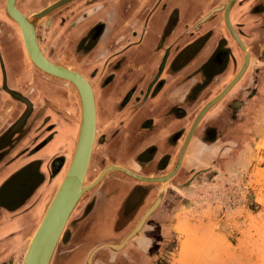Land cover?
Segmentation results:
<instances>
[{"label": "crops", "instance_id": "obj_1", "mask_svg": "<svg viewBox=\"0 0 264 264\" xmlns=\"http://www.w3.org/2000/svg\"><path fill=\"white\" fill-rule=\"evenodd\" d=\"M225 1L91 0L89 6L80 1L78 3L83 6L77 3L66 13L62 11L64 21L58 25H63L59 45L67 39L68 46H73L92 25L102 23L104 26L96 31V35L91 34L89 47L84 45L85 49L77 52L74 58L72 55L65 57L67 59L62 61L65 66H59L71 68L90 82L96 126L103 134L102 142H105L106 152L102 154L111 163L129 170L134 166L145 177H149L163 157H167L168 168L174 165L194 117L210 102L200 103L204 100L203 91H195L202 89L204 79L209 82L215 73L210 67L213 53L221 44L229 43L222 22L220 25L216 23L217 17L221 18L218 15L216 22L200 24L202 28L196 33L189 35L186 32L200 18L207 16L213 9V2L217 7ZM88 10L91 12L87 18L74 22L82 11ZM69 11L78 15L71 18ZM232 11L233 6L229 9V16ZM32 13L35 12L23 14L29 16ZM7 19L14 25L6 14L5 0H0V140L23 111L12 99L11 92L19 93L31 103L30 114L18 133L19 139L16 141V134L11 145L0 148V264H19L27 242L70 162L78 127L75 113L78 105L79 120V102L69 84L60 81L69 90L65 92L56 82L59 80L40 73L30 63L17 26L14 25V30L19 41L6 24ZM229 19L231 23V16ZM210 27L215 29L208 32ZM165 46L174 47L173 50L180 54L172 62L174 52H170L162 69L157 72ZM152 79L154 91L151 95H144L147 83ZM197 98L194 105L193 100ZM196 104H202L201 109ZM208 113L213 115L214 111ZM222 122L220 118L211 120L209 124L213 123L221 133ZM200 129L198 127L192 133L181 162L182 172L194 165L197 169L201 167L194 164L203 161L200 156L203 146L199 144ZM68 150L70 155L66 165L61 170H58L59 164L53 168L52 162L64 158ZM139 155L140 161L135 162ZM26 170L35 174L42 187L33 205L34 225L28 220L27 211L19 214L22 206H28L29 198L17 206L11 203L3 190L11 178ZM111 173L115 172H110L106 181H117V176ZM123 181L120 180L121 183ZM113 188L103 190V186L97 187L93 192L97 199L85 213L96 210L103 198L115 199L114 217L108 232L111 239L114 237L111 232H115L119 225L117 214L121 213L120 210L129 212L138 204L142 207L150 202L149 197L143 200L140 194L131 195L121 186ZM173 201L176 202L175 196ZM6 215H10L8 219ZM29 225L33 226L31 232L20 238L22 228Z\"/></svg>", "mask_w": 264, "mask_h": 264}, {"label": "rangeland", "instance_id": "obj_2", "mask_svg": "<svg viewBox=\"0 0 264 264\" xmlns=\"http://www.w3.org/2000/svg\"><path fill=\"white\" fill-rule=\"evenodd\" d=\"M41 1L43 3L49 0H16L15 4L21 12L28 14L36 11ZM251 2L252 0H236L230 15L232 23L239 27L240 34L248 42L251 41V30H256L250 28L252 19L248 7ZM24 4L35 8L27 9ZM213 4V9L222 5L215 7ZM220 13L222 12L213 13L205 22H216ZM204 17L197 23L200 24ZM47 20L45 24L41 21L37 25V43L44 56L48 55L56 60L52 47L59 46L56 39L63 28H56V20ZM217 20L216 23L220 25L221 19L217 17ZM6 24L18 39V33L14 30L16 26L8 19ZM60 45L65 50V57L70 58L72 45L68 46L67 39ZM56 82L65 92L69 91L60 81ZM257 91L256 98L247 107L248 113L239 127L227 129L225 122H222L221 133L224 132L231 142L220 144L208 155L210 158L206 165L209 164L211 174L199 176L190 187L180 191L173 207L165 213L163 209L157 210L156 207L158 212H151L145 220L147 222L151 217L149 223L142 226L140 233L121 252L110 254L106 250L100 251L95 254L91 264H264V72ZM18 106L24 111L23 103L18 102ZM75 120L77 123L78 105ZM20 131L21 129L3 141L0 148L11 145L16 134L17 141ZM205 150L206 147L202 146L201 154L207 155ZM68 155L70 150L64 158H60L62 162L59 163L58 170L66 165ZM114 167L116 165L112 168ZM202 168L203 166L199 169ZM36 178L31 170H26L11 178L3 189L14 205L20 206L29 198L28 206H22L19 214L27 211L32 225L36 222V218L33 219L32 216L33 205L42 192L40 181ZM89 178L88 173L86 180ZM113 187L112 180L106 181L103 190L114 189ZM92 194H84L69 216L49 264H83L87 253L97 243H116L118 238L111 239L108 233L114 217L115 199L103 198L96 210L85 215L87 202ZM96 199L97 196L94 200ZM8 216L6 215L7 219ZM32 227L29 225L27 229L22 228L20 238L29 234ZM137 241L142 244L137 246Z\"/></svg>", "mask_w": 264, "mask_h": 264}, {"label": "flooded vegetation", "instance_id": "obj_3", "mask_svg": "<svg viewBox=\"0 0 264 264\" xmlns=\"http://www.w3.org/2000/svg\"><path fill=\"white\" fill-rule=\"evenodd\" d=\"M53 1L54 0H49V1H46L43 3L41 1L39 7L36 9V11H33V12H37V11L45 8L46 6L50 5ZM76 1H78V2L82 1L83 4H85V6H89L91 0H74L73 2L66 4V5L52 11L51 13H49L45 17V19L42 20V22L45 24L46 21H48L47 20L48 18L51 21L56 20V22H55L56 28H58V29L62 28L63 25L62 26H58V25L63 24V21H64V17L62 15L63 9L72 5ZM248 10H249V16L252 19L251 20L252 26L250 28L256 29L254 31L251 30V34H250L251 35L250 36L251 41L250 42L246 41L247 39L244 40L243 35L240 34L239 27H236L233 23H231L232 29H233L234 33L236 34L237 38L242 43L244 50H242L234 42V40L231 38V36H230L229 32L227 31L225 25L223 24L222 13H220V16H221L220 19L222 22V26H223V29H224L227 37H228L229 43L221 44V46H219V48L213 53V56L211 58L210 67L212 68L213 72L215 71V73H213V75H211L210 79L211 78L212 79L209 82H206L207 80L204 79L203 83L205 86L203 85V83H201L203 85L202 89L197 88L195 91V92L203 91L204 100L200 103L203 104L209 100L211 101L216 96H218V94L236 76V74L238 73V71L240 70V68L243 64L244 57H246V60H247L246 67H245L243 73L241 74V76L238 78V80L230 87V89L227 90V92L222 96V98H220L214 105L210 106L204 112V116L202 115L200 122L197 123L198 125L195 126L196 128L201 127V129H200L201 137L199 139V144L206 147L205 151L207 152V155L201 154L200 156L203 159V161H201V162L196 161V162H194V164L197 163L200 166H203V168L197 169L196 166L194 165L193 167H191L187 170L185 169L182 172L180 169L181 168L180 167L181 164H180L178 169H176L177 171L175 172L174 176L169 178V180L167 181V183L163 187L164 194H163V197H162L159 205L157 206L158 207L157 210L159 208L163 209V213H165L166 210H169L171 207H173V202H174L173 198H174V196H175V198L178 197L180 191L190 187V185H192V183L195 182L196 179L199 178V176H201V175L207 176V175L211 174V172L209 170L210 166H209V164L206 165V161H209L208 158H210V157H208V155L210 153H212L213 148H217V146H219L220 144L225 145L226 143H229V141H230V140H228L229 137L226 134H224V132L219 133L217 127L213 123L209 124V122L211 120L214 121L216 119L223 118L225 124L227 125V129H235V128L239 127L241 121L243 120V118L248 113L247 107L256 98V95L258 93L257 89H258L261 81L263 80V72H264V0H252V2L249 4ZM90 12L91 11L88 10V11H82L79 15L76 14L78 16L74 19V22L75 21L77 22L78 20H82V19L84 20L85 18L88 17ZM72 17H74L73 14H72L71 18ZM201 26L202 25H200L196 22V24H194V26H192L193 28L189 29L188 32H186V34L191 35V34L196 33L199 30V28H202ZM101 28H104L102 23H96V24L92 25L90 27V29L88 30V32H86V35L83 36L79 40V42H76L75 44H73L72 51L70 52L71 55L73 56V58L76 56L77 52H79V51L81 52V50L85 49V48H83L84 45H86V47H89L90 42H91V39H90L91 34L96 35L97 34L96 31H98ZM214 29L215 28L210 27L208 32H210V31L212 32V30H214ZM259 38H260V40H259ZM261 38H262V40H261ZM56 40H57L56 42L59 43V38ZM54 47L55 48L52 47V49H54L53 53L55 55L54 57H56L55 58L56 60H54L52 57L50 58L48 55L45 57L48 60H51V62H53L55 64L62 65L61 61H63V58H65V55H66L65 50L63 49L62 45L54 46ZM173 49H174V47H171V46L163 47L162 56H161L160 61H159L160 63L157 67L158 68L157 72H159L162 69L163 63L165 62V60L168 57L170 52H172V51L174 52L172 62L177 60L180 52L178 53L176 51V49L175 50H173ZM59 60H61V61H59ZM62 66H65V65L63 64ZM154 78H155V76H154ZM87 82L90 84V82L88 80H87ZM90 86H91V84H90ZM154 86H155V83H153V79H152L147 83V87H146L143 94L146 95L149 93V95H151L154 91V89H153ZM91 89H92V86H91ZM13 93H15V92H13ZM92 93H93V90H92ZM16 94H19V93H16ZM12 99L21 103L14 96H12ZM93 99H94V94H93ZM197 101H198V98L193 100V104ZM30 105H31V103H30ZM197 106H199V105H197ZM200 106H199V109H201ZM23 107L25 108V106H23ZM210 110L214 111L213 115L208 113ZM191 137H192V135H191ZM191 137H190V140H191ZM184 139H183V141H184ZM102 141H103V134L101 132H99V130L97 129L96 114H95L94 144L92 146V153H91L90 165H89V170H88L89 177L90 178L92 177V179H90V178H89V180L87 179L88 182H92L94 180V177L98 176V174L100 172H102V170L106 166L116 165L114 163H111V161H109L108 159H106L104 157L103 154H105L106 149L104 147L105 142H102ZM180 149H181V147H180ZM180 149H179V151H180ZM95 151L97 153H95ZM179 151L177 153L175 163L171 168L167 167V165H168L167 164V157H163L160 160L156 169L153 172H151L150 175H148V176L159 178V177H163V176L167 175L168 173H170L175 168ZM94 155L95 156L97 155V156L95 157ZM134 157H136V156H134ZM140 158H141L140 155H139V157L137 156L135 162L140 161ZM61 162H62L61 159L60 160L57 159L56 161H53L52 167L55 168V166H57V164H59ZM180 163H181V161H180ZM121 167H123V166H121ZM123 168H125V167H123ZM125 169L132 172V173H135L137 175L144 176V177L146 176V175H141L139 172H137V169H135L134 166L131 167V170H129L127 168H125ZM96 172H98V173L95 174ZM199 172H201V173H199ZM111 174H115L118 178L117 181L116 180L112 181L115 187L121 186V187L125 188L126 192H129V194H131V195L140 194L141 197H143V200H146V198H148V197L150 199L149 203H146V205L142 206L143 208L141 207V204H138L135 207H133L132 209H130L129 212H125V211L122 212V210H120L121 211V213H120L118 211L119 214H117V216H118L117 220H119L118 221L119 225L116 226L115 232H111L114 237L118 238V239H116L118 241L119 239H121L125 234H127L133 228L137 219L140 217V215L146 209L147 205L150 204L151 202H153V200L155 198L154 195L157 192V190L161 187V184L159 182H151V183L142 182L140 180H137L135 178L128 176L127 174H124L123 172H117L116 171L115 173H111ZM109 175L110 174L106 175L101 180V182L94 189H92L90 192H88L87 194L91 195L92 192L94 190H96L97 187L103 186L104 183L106 182L107 176H109ZM120 180H124L123 181L124 183H121ZM87 181H86V183H87ZM172 193H174V196ZM93 198H94V195L92 194V196L89 198V200L87 202V206H86L87 210L92 206L93 200H94ZM157 210H155L153 214H156L158 212ZM153 214H152V216H153ZM150 219H151V217H149L147 222L144 223L145 226L149 223ZM145 240L147 241L148 239L145 238ZM117 241H115V242H117ZM140 244H142V242L137 241V246H139ZM106 255H110V254L106 253Z\"/></svg>", "mask_w": 264, "mask_h": 264}, {"label": "water", "instance_id": "obj_4", "mask_svg": "<svg viewBox=\"0 0 264 264\" xmlns=\"http://www.w3.org/2000/svg\"><path fill=\"white\" fill-rule=\"evenodd\" d=\"M71 0H57L45 8L39 10L38 12L32 13L28 17L20 13L15 7V0H5V11L7 16L13 20L19 29L21 34V39L23 42L24 49L29 56L30 60L33 64L41 71L56 76L62 79L69 80L76 88L77 94L79 97V120L77 121V133L74 143L73 152L70 158V162L63 174L61 181L59 182L53 196L48 202L45 210L40 218V221L35 228L33 234L30 236L27 245L25 247L24 253L21 257V261L19 264H48L49 259L53 253V250L60 238L64 228L67 217L69 216L71 210L79 200L81 193V181L83 178V174L85 172L87 162L89 160V156L91 154V149L94 141L95 135V109H94V99L93 93L90 84L87 80L81 76L79 73L67 70L63 67L56 66L48 62L39 50V46L37 43L36 29L39 22L42 20L39 18L41 16H46L57 8L62 7L63 5L69 3ZM236 0H228L225 1L226 5H221L209 12L207 16H205L199 23H204L208 18L215 12H222V20L225 25L227 31L229 32L231 38L234 42L244 50V47L240 40L237 38L234 33L231 24L228 22L227 12L231 6H233ZM71 3V2H70ZM78 1L74 2L72 5L77 4ZM70 5V6H72ZM82 5L78 3V6ZM85 5V4H83ZM82 5V6H83ZM70 6L63 9L66 13L70 10ZM77 6V7H78ZM224 7V9H223ZM75 9V8H74ZM223 9V11H222ZM69 15H72L73 12L69 11ZM246 57L243 59V64L236 74V76L231 80V82L216 96L213 100L208 102L201 111L196 115L193 122L191 123L188 132L185 136L183 144L178 154L177 162L175 168L163 177L156 178L157 182L160 183V180H165L168 176H172L179 165L182 154L187 147V144L190 140V137L194 131V128L200 118V114H203L212 104L216 103L226 92L227 90L234 84L238 78L243 73L246 67ZM11 95L17 98L21 103L24 104L25 108L21 116L13 123L10 128L6 131L3 137L0 140V143L9 138L12 134L16 133L21 129L27 117L30 114L31 105L29 101L21 96L20 94L12 93ZM213 102V103H212ZM212 103V104H211ZM211 104V105H209ZM203 112V113H202ZM109 166L105 167L106 170ZM112 170H119L128 176L140 180L142 182L146 178L134 175L133 173L119 167H115ZM113 172V171H109ZM107 172V174H109ZM171 178V177H169ZM90 187V186H89ZM88 188V187H85ZM83 188V190L85 189ZM162 195L158 199L155 196L153 202L148 206V208L144 211V213L140 216V218L136 221L134 227L125 234L119 242L116 243H105L94 246L86 255V258L83 264H91V261L95 254L100 251L106 250L110 254H117L121 252L127 243L133 241L137 236L139 231L141 230L146 218L148 215L155 210V208L159 205ZM67 223V222H66Z\"/></svg>", "mask_w": 264, "mask_h": 264}, {"label": "bare ground", "instance_id": "obj_5", "mask_svg": "<svg viewBox=\"0 0 264 264\" xmlns=\"http://www.w3.org/2000/svg\"><path fill=\"white\" fill-rule=\"evenodd\" d=\"M16 1V0H15ZM72 1H74V0H71L70 2H72ZM228 1V0H227ZM69 2V3H70ZM69 3H67V4H69ZM14 5H15V3H14ZM66 5V4H65ZM225 5H226V3H225ZM225 5H224V7H225ZM64 6V5H63ZM16 7V6H15ZM224 7H223V9H224ZM58 9V8H57ZM223 9H222V11H223ZM18 10V9H17ZM56 10V9H55ZM19 11V10H18ZM20 12V11H19ZM228 12H229V10H228ZM228 12H227V18H228V22L230 23V16H229V14H228ZM21 13V12H20ZM23 14V13H22ZM24 15V14H23ZM47 16V15H46ZM46 16H41L40 18H39V20L41 19V20H44L45 19V17ZM26 17H28V16H26ZM12 22L13 23H15L13 20H12ZM232 23V22H231ZM230 23V24H231ZM16 24V23H15ZM14 24V25H15ZM15 26H17V24L15 25ZM18 27V26H17ZM18 31H19V29H18ZM19 34H20V32H19ZM20 38H21V34H20ZM21 41H22V39H21ZM22 44H23V42H22ZM24 47V46H23ZM25 50V49H24ZM39 50H40V52H41V54L43 55V53H42V50L39 48ZM25 53H26V51H25ZM26 56H27V58L29 59V61H30V63L40 72V73H42V74H44V75H46V76H49V77H51V78H54V79H57V80H59V81H62V82H64V83H66V84H68V83H70L72 86H73V88H74V90L76 91V93H77V90H76V88H75V86L69 81V80H66V79H62V78H59V77H56V76H52V75H49V74H47V73H45V72H43V71H41V70H39L34 64H33V62L30 60V58H29V56L27 55V53H26ZM43 57L48 61V62H50L51 64H54V63H52L50 60H48L44 55H43ZM54 65H56V64H54ZM56 66H59V65H56ZM59 67H62V66H59ZM63 68H65V67H63ZM65 69H67V68H65ZM67 70H70V71H72L71 69H67ZM74 72H76V71H74ZM78 73V72H77ZM80 74V73H79ZM81 75V74H80ZM82 76V75H81ZM68 82V83H67ZM233 85V84H232ZM230 89V88H229ZM78 95V94H77ZM222 98V97H221ZM78 99H79V97H78ZM213 103V102H212ZM211 103V104H212ZM211 104H209V105H211ZM215 104V103H214ZM214 104H212V105H214ZM206 105V104H205ZM211 105V106H212ZM94 109H95V104H94ZM203 113V112H202ZM95 114H96V110H95ZM201 116H200V118H199V120H198V122L197 123H199L200 122V119H201V117H202V115H204V113L203 114H200ZM196 125H198V124H196ZM196 128V127H195ZM194 128V129H195ZM194 132V131H193ZM93 144H94V141H93ZM93 146V145H92ZM186 150H187V148H185V151L183 152V154H182V158H181V162H182V159H183V157H184V155H185V153H186ZM91 153H92V149H91ZM90 158H91V154H90V156H89V160H88V162H87V166H86V169H85V172H84V174H83V178H82V181H81V184H80V186H81V195H80V197H79V200L81 199V197L84 195V194H86V193H88V192H90L92 189H94L100 182H101V180L107 175V172H109V171H113V172H121V171H119V170H112V169H115V167L114 168H112L113 166H109L106 170H104V172H100L99 174H100V176H96V177H94V180L92 181V182H89V183H86V178H87V175H88V168H89V165H90ZM180 164L181 163H179V165L177 166V168L176 169H178V167L180 166ZM107 167V166H106ZM116 167H119V166H116ZM119 168H123V167H119ZM123 169H125V168H123ZM126 170V169H125ZM103 171V170H102ZM128 171V170H127ZM130 172V171H129ZM175 172H176V170H175ZM175 172L173 173V174H171L172 176H174V174H175ZM110 173V172H109ZM132 173V172H131ZM98 174V175H99ZM134 174V173H133ZM134 175H137V174H134ZM137 176H140V175H137ZM172 176H168V178H165V180H160V184H161V189L158 191V194H157V197L156 198H160L161 197V195H162V190H163V187H164V185L167 183V180H169V177H172ZM140 177H143V178H146L145 180H143V181H146V182H148V183H151V182H157V181H159V180H157L156 179V177H144V176H140ZM88 186V188H85V187H87ZM90 186V187H89ZM83 188H85L84 190H83ZM79 200L77 201V203L79 202ZM77 203L75 204V206L73 207V209L71 210V212H70V214H69V216L71 215V213L73 212V210L75 209V207L77 206ZM69 216L67 217V220H66V222L68 221V218H69ZM66 222H65V224H66ZM145 223V222H144ZM144 225V224H143ZM142 230V229H141ZM140 230V231H141ZM139 231V232H140ZM59 240V239H58ZM52 256V255H51ZM50 260H51V257H50V259H49V262H50ZM49 264V263H48Z\"/></svg>", "mask_w": 264, "mask_h": 264}]
</instances>
